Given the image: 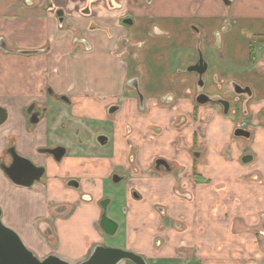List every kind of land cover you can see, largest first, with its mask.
Here are the masks:
<instances>
[{
    "label": "crops",
    "instance_id": "0c3cea01",
    "mask_svg": "<svg viewBox=\"0 0 264 264\" xmlns=\"http://www.w3.org/2000/svg\"><path fill=\"white\" fill-rule=\"evenodd\" d=\"M229 1L0 0V43L6 47H0V108L7 113L0 125V158L9 143L37 158L33 150L45 144V128L29 129L25 108L45 103L48 87L90 109L123 99L134 115L136 102L125 84L136 79L147 110L137 131L144 125L165 129L160 139L184 167L186 193L174 194L173 176L140 185L141 199L129 202L125 218V248L147 264H264V0ZM125 39L137 48L135 62L125 53ZM198 46L210 70L211 93L221 89L227 97L232 84L251 90L243 112L249 124L238 106V113L226 116L216 105L195 106L196 76L185 68ZM23 50L36 53L17 54ZM180 118L176 130L173 122ZM239 127L251 137H234ZM194 132L202 149L196 161L189 155ZM178 133L179 153L173 149ZM136 140L143 164L159 145ZM239 144L250 148V163L241 162ZM55 197L36 185H15L0 170L3 224L39 259L56 254L79 263L98 235L92 230L94 239H82L76 251L62 250V231L73 213L65 210L64 217L46 222Z\"/></svg>",
    "mask_w": 264,
    "mask_h": 264
},
{
    "label": "flooded vegetation",
    "instance_id": "af4514ba",
    "mask_svg": "<svg viewBox=\"0 0 264 264\" xmlns=\"http://www.w3.org/2000/svg\"><path fill=\"white\" fill-rule=\"evenodd\" d=\"M135 49L137 50L135 45L130 46L129 40L125 39L124 50L131 58V62H135L137 59ZM198 50L201 51L199 46L196 48L193 61L186 68L197 63ZM134 81L137 80L131 79L125 84V88L130 90V94L136 102L134 115L129 113L131 109L124 107L123 99L109 102L101 109L97 107L90 109L84 108L81 103L74 101L65 94H57L48 87L45 92V103L31 102L25 108V118L29 129L38 128L39 126L45 128V144L38 145L33 150L37 158L33 159L26 154L19 153L13 143H9L0 158V166L15 165L14 153L31 163L37 169V173H34L33 168H29L27 164L22 162L20 181L27 184L31 183L26 188L36 185L48 194L58 196L53 200L58 212L70 210L71 207L79 206L82 203L91 204L94 212L92 230L98 235L99 241L91 245L90 252L96 245L105 247L104 236H110L101 227L103 212H105L108 219L117 224V230L119 229L118 222L107 215L109 208L118 201V196L116 193L110 195L112 193L105 190L106 183L112 185L124 184L121 196L124 201L125 218L128 213L129 202L141 199L140 185L142 184L150 185L154 180H163L166 177L173 176L174 185L172 189L174 194L179 198H183L182 196L186 193L184 190L186 178L184 167L166 152V145L160 139V136L165 133V129L144 125L137 131V121L140 118H145L147 110L145 97L139 90L138 82V91L142 96L141 103L137 92L130 85ZM195 88L196 91L192 96L195 106H199L195 102V97L200 93H205L211 99L228 101L231 108V102L221 93V89L213 93L206 92L203 89L204 86L200 89L197 86V76ZM226 90L234 95L233 100L236 102L239 101L240 96L247 97L246 93L236 94L233 84L230 88L227 87ZM159 101L171 103L172 98L171 100L162 98ZM58 103L65 106H58ZM32 104H34L33 107H31ZM243 112L244 110H242ZM181 121H183L181 118L178 121L175 120L172 127L179 130ZM239 128L243 129L242 127ZM137 136L145 138L152 145H159V148L156 147L157 150L154 149L148 157L146 156L147 161H144L143 164L139 162L140 146L136 140ZM176 137L173 149L179 153L183 148V140L179 133ZM69 138L74 140L70 141ZM200 152L198 133L194 132L189 155L196 161L200 157ZM68 162H71L72 170L67 169ZM192 178L193 180L197 178L195 169L192 172ZM74 199H77L78 203L74 202ZM154 209L161 214L165 213L162 205H155ZM46 219L49 220V224L52 222L49 218ZM176 225L178 226L179 223H176ZM46 233H51L49 225H47ZM160 243V237L156 238V246ZM125 250L127 249L125 248ZM176 264L181 263L176 262Z\"/></svg>",
    "mask_w": 264,
    "mask_h": 264
},
{
    "label": "water",
    "instance_id": "95a60500",
    "mask_svg": "<svg viewBox=\"0 0 264 264\" xmlns=\"http://www.w3.org/2000/svg\"><path fill=\"white\" fill-rule=\"evenodd\" d=\"M222 2L228 6L230 5L229 0H222ZM59 22L63 21V12L57 10L55 13ZM123 24H128V20H124ZM0 47L5 50L4 43H0ZM34 51H18L17 54L20 55H33ZM208 65L204 60L203 54L198 50V61L196 64L188 66L186 68L187 73H194L197 76V86L202 89L204 86L203 75L206 73ZM131 87L137 92L139 102H142V96L139 94L137 81L130 83ZM235 93H246L248 97L251 96V90L248 87L242 88L237 84H233ZM195 102L198 105H220L222 107L223 115H228L230 103L223 99H211L207 94L200 93L195 97ZM34 104L31 105L33 107ZM7 113L4 109L0 108V125L6 120ZM36 122V120H35ZM33 122V123H35ZM233 136L236 138L249 139L251 133L247 130L241 128H236L233 131ZM13 159L15 160V165L4 166L1 165V171L9 178V180L18 186L29 187L31 183H24L20 181V171L21 165L23 163L27 164L29 168H33L34 173H37V169L27 160L21 158L16 153L13 154ZM253 157L250 154H245L241 157V162L243 164H248L252 161ZM23 162V163H22ZM101 227L104 232L112 236L117 230V224L108 219L105 212L102 214ZM121 261H129L132 264H147L145 259L130 250H122L118 248L104 247L102 245H96L86 259L82 260L76 264H118ZM0 264H71L61 258L56 254H48L46 257L39 259L30 249H28L22 242L21 238L16 232H14L9 227L5 226L2 222V212L0 209Z\"/></svg>",
    "mask_w": 264,
    "mask_h": 264
},
{
    "label": "rangeland",
    "instance_id": "374dc122",
    "mask_svg": "<svg viewBox=\"0 0 264 264\" xmlns=\"http://www.w3.org/2000/svg\"><path fill=\"white\" fill-rule=\"evenodd\" d=\"M209 72L210 70H208L203 77V81H204V90L206 89V92L211 93L212 90L207 89L208 87V83L209 80L208 76H209ZM228 100L231 102V108L229 113H232V111L234 109H236L235 111L238 113L237 110V106L239 107V116L241 117L242 121H246L249 124V121L245 120V115L244 113H242V110H245V106L247 107L248 105V101L246 99L245 96H240L239 97V101L236 102L233 100L234 95L231 93L230 95H227ZM58 106L64 107L65 105L62 103H58ZM216 108L219 109L218 111L222 113V107L219 105H216ZM228 113V114H229ZM235 116V115H234ZM205 121V120H204ZM251 121V120H250ZM251 137V136H250ZM70 141H73V138H69ZM239 139H243V138H239ZM239 150L241 151V153H249L250 152V148L243 146L241 144H239L238 146ZM202 150V149H201ZM68 170H72L73 167L71 166V162H68V166H67ZM105 190L107 192H110L113 195L114 193L117 194L118 196V201L115 202L113 204V206H111L107 212V215L110 218H113L116 222H118L119 224V229L117 230V232L115 233V235L113 236H104V245L105 247H110V248H118V249H122L125 250V239H124V233H123V223H124V218H125V213H124V201L122 199V191H123V187L124 184H120V185H112L111 183H106L105 184ZM63 198V197H62ZM74 202L78 203L77 199H74ZM68 203H70L68 201ZM51 207V211L52 213L50 214L49 219L50 220H54L55 218H62L66 215V212H58L55 208V205L52 203L50 204ZM54 210V211H53ZM70 212L73 213V218L70 220L69 224H66L67 226L63 229L62 234H63V238L60 244V248L62 250H69L71 252L76 251L78 249V246H80V241L83 239V242L85 241H91L93 238L92 235V219L90 220L91 215H93V208L91 206V204H80L79 206L76 207H71V209L69 210ZM49 220L46 219V222H48ZM51 222V221H50ZM51 224V223H50ZM55 243L53 241V238L51 239V245L53 246ZM132 264V263H129Z\"/></svg>",
    "mask_w": 264,
    "mask_h": 264
}]
</instances>
